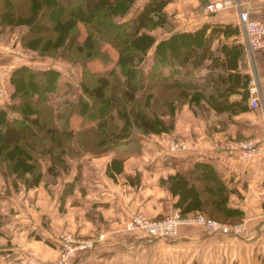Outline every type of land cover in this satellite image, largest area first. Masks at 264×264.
<instances>
[{
	"label": "trees",
	"instance_id": "trees-1",
	"mask_svg": "<svg viewBox=\"0 0 264 264\" xmlns=\"http://www.w3.org/2000/svg\"><path fill=\"white\" fill-rule=\"evenodd\" d=\"M135 1L0 0V32L22 26L23 47L81 65L76 98L73 83L61 79L58 67L22 63L12 70L14 89L0 105V171L5 176L31 187L41 181L45 160L56 173L67 168L68 157L136 141L135 126L144 133L170 131L186 102L204 116L249 108L245 45L230 40L240 33L237 23L206 20L195 29H175L165 9L171 0H144L133 8ZM102 41L115 48L113 60ZM94 58L113 63L93 69L89 61ZM146 59L149 63L141 66ZM202 65L206 73L198 79L195 68ZM54 95L60 96L58 103ZM74 114L82 117L83 126H71ZM166 116H172L170 122ZM122 159L112 160L118 170ZM161 183L177 196L173 205L182 215L241 218L240 209L228 206L229 189L211 162L169 173Z\"/></svg>",
	"mask_w": 264,
	"mask_h": 264
},
{
	"label": "crops",
	"instance_id": "crops-1",
	"mask_svg": "<svg viewBox=\"0 0 264 264\" xmlns=\"http://www.w3.org/2000/svg\"><path fill=\"white\" fill-rule=\"evenodd\" d=\"M143 1L136 0L133 8ZM209 1L171 0L165 9L175 29H195L206 20L237 23L240 33L230 40L237 38L245 45L236 7L207 12ZM250 15L264 21V0H251ZM22 28L11 36L7 30L0 32V87L7 88L0 105L10 100L14 89L12 70L27 62L17 49ZM244 59L243 71L255 72L258 78L259 106L251 107L248 97L247 110L204 116L183 104L170 131L151 132L137 143L124 142L101 153L88 150L68 157L67 168L56 173L49 171L50 161L45 160L41 181L31 187L0 171V264H43L54 259L64 232L93 240L91 246L75 252L70 264H264V49L250 54L245 45ZM55 98L60 101L54 95V103L59 102ZM74 116L80 117L78 127L73 125ZM70 124L79 128L85 123L74 114ZM250 136L261 137L260 154L242 158L220 145ZM175 138L185 146L172 149ZM119 156L123 157L120 170L112 162ZM198 161L211 162L227 184V204L242 211L237 221L246 224L242 233L210 232L192 222L179 224L171 237L152 239L145 230L126 228L136 212L158 216L175 209L177 196L161 178Z\"/></svg>",
	"mask_w": 264,
	"mask_h": 264
},
{
	"label": "built area",
	"instance_id": "built-area-1",
	"mask_svg": "<svg viewBox=\"0 0 264 264\" xmlns=\"http://www.w3.org/2000/svg\"><path fill=\"white\" fill-rule=\"evenodd\" d=\"M250 3L251 0H211L206 4L205 10L212 12L230 5L235 6L240 26H242L245 33L246 50L252 54L258 49H264V21L253 18L250 15ZM248 89L250 106H259L262 95L255 72L250 76ZM3 92V88L0 87V95H3ZM220 145L226 147L229 153L236 154L242 158L260 154L263 147L262 139L259 136L230 139L221 142ZM184 146V142H176L174 145H171V148L177 149ZM192 222L202 224L208 231L217 233H233L238 235L246 229V224L243 220L226 221L208 216L202 212L192 215H182L177 208L159 219H152L140 211L136 212L126 222V227L129 229L141 228L157 236H173L177 232L179 224ZM92 244L93 240L75 238L69 232H64L61 234V248L58 257L48 260L43 264H70L71 257L78 249L89 247Z\"/></svg>",
	"mask_w": 264,
	"mask_h": 264
},
{
	"label": "rangeland",
	"instance_id": "rangeland-1",
	"mask_svg": "<svg viewBox=\"0 0 264 264\" xmlns=\"http://www.w3.org/2000/svg\"><path fill=\"white\" fill-rule=\"evenodd\" d=\"M16 28H14L12 30L8 29L7 30V33H9V35L11 36L12 33H15V31H16L15 29ZM19 32L18 33L16 32L18 34V37L16 38V40L17 39L19 40V34H20ZM154 33L157 36H160L161 34H163V31H162L161 28H157V29L154 30ZM18 42L20 44H18L19 47L17 49L18 50L21 49V51L24 54V55H20V54L19 55L25 61H27V62H24V63H28V64H31V65L37 66V67H46V66H55V67H58L61 70V72L64 73L63 81L64 80L65 81L69 80L71 83H73V89L75 90L74 91V96L77 95V92L79 91V80L81 78V65L79 63H71L67 59H65L63 57H60L58 55L57 56H53V57H50V56H47V55H41L36 50L23 47L22 44H21V42H20V40ZM21 47H23V49ZM102 48H107L109 50L110 55H111L112 60H113V57H115L116 54H117L115 48L112 47L111 44H109L108 42H105V41H102ZM13 60H14V58H13ZM112 63H113V61L107 62V61L102 60L101 58H94V59H91L89 61V66L91 68H93V69H99V70H101V69H104V68L106 69V68L110 67L112 65ZM147 63H149V62L146 59V61H144L141 66H146ZM195 73L197 75V78L199 79V76L200 75H203V74L206 73L205 65H202L200 67H196L195 68ZM64 87H65L64 82H61L60 85H59V89L62 90ZM4 90H5V94H3V96L0 95V98L2 97V99L5 97L6 90H7V88L3 86V91ZM57 101H59V100H57L55 98V102H57ZM176 104L179 105V103H176ZM185 104H187V102ZM165 119L170 122L171 119H172V116H166ZM72 121H73V125L75 127L80 126V123H79L80 117L79 116H74L73 119H72ZM132 132H133V134L135 135V137L137 139L136 140V143L139 142L138 140L143 139L145 137V135H148L149 134V133L142 132L141 129H139L136 126L133 128V131ZM236 138L237 139H241V138H245V137H236ZM181 141L182 140L175 138V140L172 142L171 145H174L176 142H181ZM136 143L133 144L132 146L136 147ZM149 217L152 218V219L162 218V217H154V216H149ZM127 229H129V228H127ZM131 229H133V228H131ZM134 229H136V228H134ZM142 230H144V229H142ZM148 234H149V236H151L152 239H155L156 237H158V238L159 237H166V236H157V235L151 234V233H148ZM167 237H171V236H167ZM58 255H59V253H58ZM58 255H57V257H58ZM50 260H52V259H50Z\"/></svg>",
	"mask_w": 264,
	"mask_h": 264
}]
</instances>
